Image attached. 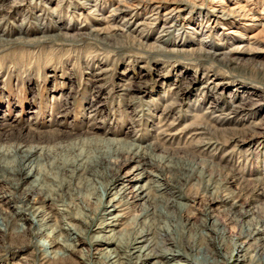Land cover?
I'll use <instances>...</instances> for the list:
<instances>
[{
	"label": "rangeland",
	"instance_id": "374dc122",
	"mask_svg": "<svg viewBox=\"0 0 264 264\" xmlns=\"http://www.w3.org/2000/svg\"><path fill=\"white\" fill-rule=\"evenodd\" d=\"M84 1L0 0V151L41 148L36 169L41 187L31 177L16 193L40 187L37 192L50 195L55 204V209L45 208L41 214L48 218L47 235L19 237L11 230L0 234V264L105 263L104 247L90 246L97 235L94 227L85 229L80 221L68 219L81 217L82 205L112 179L136 173L139 159L115 153L103 139L122 141V151L127 149L125 142L142 147L157 143L145 168L159 174L163 187L189 204L184 210L167 207L168 215L161 213L168 194H160L155 179L148 177L152 191L145 204L155 213L143 224L139 215L144 201H132L129 192L126 199L121 196L120 229L125 233L149 231L154 246L168 237L167 225L172 237L186 243L209 211L233 237L238 236V217L252 230L261 228L247 244L248 254L258 248L261 252L264 194L244 206L247 215L231 208L232 201L222 200L234 194L244 202L249 195L240 187L260 182L264 187V28L254 26L264 25V0H220L225 7L244 9L225 20L212 18L213 0L189 4L175 15L177 22L163 41L156 40L161 23L135 27L146 21L150 8L111 15L116 0ZM155 1L164 6L173 0ZM243 14L248 18H241ZM130 15L129 29L112 28ZM208 141L212 142L205 145ZM95 155L100 156L98 162L73 169L82 157L91 160ZM161 156H167L165 162ZM233 175L237 180L230 179ZM2 178L5 174H0V193L14 191ZM135 184L130 182L128 191ZM119 187L110 189L105 203ZM13 193L9 202H0L4 223L18 206ZM178 215L182 223L190 218L183 234L173 227ZM68 220L87 231L75 252L61 247L57 250L69 256L51 257L48 244L63 239L55 228ZM29 222L14 219L15 226ZM63 226L64 233L71 227ZM65 245L73 247L72 241L65 240ZM44 255L51 259L44 260Z\"/></svg>",
	"mask_w": 264,
	"mask_h": 264
},
{
	"label": "bare ground",
	"instance_id": "6f19581e",
	"mask_svg": "<svg viewBox=\"0 0 264 264\" xmlns=\"http://www.w3.org/2000/svg\"><path fill=\"white\" fill-rule=\"evenodd\" d=\"M200 1L201 0H173L170 1L168 5L163 6L160 2H157L155 0H129L128 2L125 0H116V6L112 8L110 12L112 13L111 15H115L116 13L125 11L124 9L133 10L146 7L148 9L150 8L149 14L147 15V17H145L146 23L138 22L136 23L135 27H139L143 24L154 25L155 23H161V33L158 35L156 40L163 41L162 38L163 36H165L166 31L174 26L176 24L175 22H177H174L173 20L175 15L179 16V14L186 10L189 4L196 5L198 3H201ZM85 2L86 0L84 1V3ZM222 4L223 2L220 0L212 1L210 13L212 18L225 20L230 19L231 16H233L232 14L234 13L237 14L244 12L242 6L239 7L235 5L228 8L223 6ZM162 9L163 11L161 12ZM243 15H241V18L247 17L245 14ZM132 18L133 17L131 15L125 16L122 21L120 20V24H115L112 28L120 29L121 27H123L121 28L122 30H127L129 29L128 27L132 22ZM177 19L178 17L175 18V20ZM254 26H260L261 29L264 28V25L259 22L254 24ZM231 32L232 31H228V33ZM238 48L239 47L233 50H229V52L224 53V55H228L232 51L235 52L236 50H238ZM93 111H95L96 113L99 112V109L96 108L93 109ZM97 140L100 141L101 139L98 138ZM209 141L205 142L204 144L209 145L212 142L211 141L209 143ZM102 142L109 143V145H111V149H113L115 153H127L131 156L129 159H139L137 161L138 165L135 168L136 173H131L132 175H134L132 178L125 177L112 179L110 183H108V185L103 186L101 192H98L99 194L91 196V200H88L87 204L82 205L83 213L81 217L79 215H76L74 217L68 216V219L70 220L74 219L76 221H80L81 224L86 226L85 229H91L92 227H94L92 229L97 232V235L93 237V241L92 243H90V246L96 248L104 247L103 250H105L106 255L105 263L103 264H121L123 262L125 264H264L263 248L261 252L259 248L255 250L253 249L254 251H252L251 254H248L247 252L248 242L255 239V235L258 232H261L262 229L256 227L254 228V230H252L251 227L245 225L239 217L236 219V224H238V236L233 237L229 234V230L224 223L216 219L209 211H206L204 213V219L201 221L202 223L200 225V228L195 232V236H192L191 241L188 240L186 243H180L175 237H172L170 235V229L167 225L165 231L168 237L163 240H159L154 246L151 241L149 231L139 229L132 233H125V230H121L120 226L123 220V213L119 212V203L121 200V196L123 199V197H125L128 192L131 193L130 199L132 201H144L142 204V212L139 215L140 218H142L143 224H148L150 220L149 217L151 215L153 216V214L155 213L154 210L150 212L148 205L145 204V202L149 200L152 191L149 187V183H151V181L145 180L148 177H153V180L155 179L156 185L154 186H156L157 191L160 192V194H168V198L164 197V208L159 209L161 213L168 215L166 211L167 207L173 208L177 206V208H179L180 210H184L188 208L189 204H187V202H182L181 196H175L173 192L163 187V184H161L160 182L162 178L161 176H159V174L147 171V169L145 168L147 164H151V158H148L147 155L151 154L153 147L157 146V143H152L147 145L146 147H142L138 144H135L134 142H125L124 145L127 149L125 151H122V141H109L103 139ZM41 155V148L39 149L36 147H30L29 149L22 150V147L16 146L10 152H5L3 150L0 151V174H5L6 178H2V180L7 184V187L10 186L11 188V186H13L14 191H11L10 193H16L23 181L31 177H34V182L40 186L41 179L36 169L38 166V162L41 161ZM166 157L167 156H161L158 158L159 160L165 162ZM99 158L100 156L98 155H95L91 160L86 157H82L81 159L78 158L80 164H78L77 167H72L74 170L78 171L80 170L79 166L81 164L89 162L90 165V162H98ZM145 158H148V160L145 161ZM82 172L84 173V169H82ZM171 172L170 174L173 177L171 179L173 181L178 177ZM14 178L16 180L15 183L13 182ZM233 178L236 179L234 175L231 176L230 179ZM134 180L135 182H137V184H135L133 188L128 191L129 187L127 185ZM178 181L179 180L177 179V182ZM230 182H233V180H231ZM251 184H243L244 186L240 187L242 188V190L248 193L249 200L242 202L241 195L234 196V194H231L227 197H224L222 202L232 201V203L230 204L231 208L238 207L239 214H249V210H246L244 206H248L253 201H256L260 197V195L264 194V187L261 188L258 186L259 184L257 185L255 183V185ZM118 185L120 187L116 190V192H114L115 195L109 198L105 203L104 200L107 199L109 195H111L110 189H114ZM40 187H38V189H40ZM213 188L214 186L212 185V187H210V191H213ZM38 189L31 188L27 191L16 193V196L14 197L15 202L18 203L16 212H14V215L12 213V215L8 219L6 217L5 223L2 219L0 220V234L6 235L8 231L11 230L14 231L19 237H25L28 233L32 234L33 237L47 235L48 228L46 220L48 218L43 217V215L41 214L45 208H49L51 211L55 209V204L53 197L48 194L44 195L37 192ZM10 193H0V202H9L12 198ZM99 208L103 210L102 213L98 212ZM54 213L52 214L54 215ZM16 217H20L23 220L30 222L27 226L21 223L18 226H15L14 219ZM189 220L190 218H186L184 223H182L181 217L180 215H178L174 220L175 223L173 224V227L175 228V230L179 231L180 234H183L186 230L184 226L186 223H189ZM63 225H69L71 227H69V229H66L64 233L63 229L65 230V227ZM63 225L57 226V228H55V232L57 233V235H59L63 239L51 241L46 248L50 251L51 255L53 254L55 256L58 255V253L64 254L66 251L75 252L76 249L74 247L77 246L82 240V235L85 229H76L78 225L70 222L69 220L66 222L64 221ZM65 240L70 242L72 241L71 246L73 247L66 246ZM36 245L37 244H34V248L37 247V249H39V247ZM111 245L112 248H108ZM61 247L66 251L64 252L62 250H57ZM37 251L45 254V250L41 247ZM53 255L51 257H53ZM44 256V260H48L49 258L51 259V257H48L46 255ZM66 256L69 255L66 254ZM119 259H122V261L118 262Z\"/></svg>",
	"mask_w": 264,
	"mask_h": 264
}]
</instances>
